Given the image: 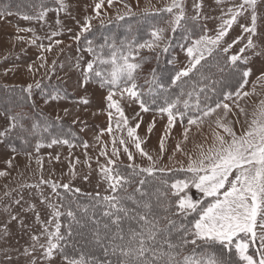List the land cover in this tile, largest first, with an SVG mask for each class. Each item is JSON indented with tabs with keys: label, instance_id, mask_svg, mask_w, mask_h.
I'll return each instance as SVG.
<instances>
[{
	"label": "rangeland",
	"instance_id": "obj_1",
	"mask_svg": "<svg viewBox=\"0 0 264 264\" xmlns=\"http://www.w3.org/2000/svg\"><path fill=\"white\" fill-rule=\"evenodd\" d=\"M53 1L52 6L50 0L46 2L43 10L34 3L36 10L26 12V7L21 6L27 4L29 0H0V11L7 9L13 13L0 18V84L10 88L8 90L0 88V131L9 123L4 114L7 110H11L7 103L10 99L15 102L27 98L24 90L29 85H32V95L35 97L36 105L56 124L63 125V129L55 137L37 141L43 146L36 150L25 148L20 152L18 148L16 149L14 144L19 145L17 133L0 138V172L4 173L0 176V264H31L33 260L36 264H64L60 255L55 256L50 262L46 260L42 255L44 249L40 247L47 244L44 228L50 232L55 231L54 212L61 213L58 218L60 224L65 220L63 214L70 199L61 193L66 189L60 185L67 184L68 189L86 198L82 200L84 205L82 207L85 209L92 198L111 194L102 172L104 167L118 169L122 173V169L129 168V164L137 169L154 164L156 169L164 168L168 170L164 173H172L170 176L159 175L158 179L163 177L171 182L176 178H184L190 174L181 173L183 171L177 169L182 166L187 167L189 156L193 159L197 158L200 146L206 151L214 140V132L224 135L223 129L216 127L215 120L218 117L225 124L231 122L234 131L240 134L247 127L246 120L252 119V113L260 101L264 100V87L257 83V77L264 72V0H257V35L251 37L257 47L246 49L241 55L242 58H248V63L240 64L241 68L252 69L248 84L244 86L243 91L252 92L255 84V93L243 99L237 100L233 96L232 99L224 100L226 93H234L237 90L239 79L228 69L223 74L218 71L219 67H224L221 66L220 61L225 63L223 61L226 59L228 64V58L240 54V49L247 44L250 34L244 33L240 26L251 23L250 13H245L238 18L237 23L233 24L212 55L202 61L201 71L205 75L215 69L212 65L218 64V68L215 69L216 75L212 74V79L203 83L215 89L210 91L214 98L211 101L212 106L217 101L230 106L232 111L227 118H224L223 108L218 109L211 117L205 118L199 128L191 126V131L188 132L185 140L184 129L188 127L187 121L181 123V119L177 118L174 127L165 136L166 113H160L155 108L143 112L138 103L121 101L128 119V127L140 125L136 129V135L140 138L141 149L147 153V156L141 155L140 150L135 147V142L127 136L126 127L122 125L120 129L116 128L115 112L111 121L112 132L107 131L110 125L109 110L105 100L107 89L101 88L94 82L81 86L82 70L87 62L93 59L86 51L87 40H92L94 47L102 44L105 38L109 41L115 39L117 42L135 38L139 43L150 38L149 31L153 26L165 28V40H170L169 52L163 54L165 58L159 57L157 60L159 49L155 52L147 49L141 51L154 56L155 61L152 64L158 66L163 84L168 88L170 78L188 63L186 48L191 46L192 40L204 35L214 37L222 19L228 18L224 13L234 3H240V0H225L222 4H217L216 0H183L185 19L182 21L183 26L175 33L171 31L168 23L172 18L171 14L163 11L171 0H113L111 6L108 0H104L99 10L100 16L91 20L90 31L84 33L78 41L74 38L81 31L86 18L96 17L94 9L100 0H62L63 4L71 6L66 7L67 9H61L59 0ZM197 5L200 7L197 8ZM37 10L46 13L43 19L22 18L24 15L39 17L40 13L35 14ZM119 16L124 18L118 19ZM18 29H30V31H18ZM54 32L59 34L53 36ZM57 41L61 43L57 44ZM234 41L238 42L233 43ZM230 44L232 47L228 52H224L223 49ZM49 48L50 51L47 50ZM169 60L172 61L171 64L168 63ZM192 79L197 82L199 77L193 74ZM212 80L218 83L213 84ZM37 84L39 87H36ZM55 94L60 96L59 100L45 103L46 97ZM83 98L88 99L87 105L79 103ZM41 103L50 113L40 107ZM241 108L244 109V113H241ZM11 113L14 114V110H11ZM149 125H153L151 133L148 132ZM21 134L25 136L26 133ZM72 135H78L81 141H70ZM53 138L68 140L69 143H57L48 147ZM162 138L163 151L160 148ZM113 139L116 141L115 147L119 150L118 158L112 154ZM120 139L125 140L124 145L119 143ZM84 144L88 146L85 148ZM177 145L180 146V151H177ZM124 147H127L132 154L131 161L124 152ZM101 152H106V155H101ZM148 156L152 159L149 160ZM109 159L115 161V164H109ZM42 179L49 183H41ZM52 183L58 185L55 190L50 186ZM152 185L155 184H149V189ZM189 194L193 199H202V207L213 200L212 197L204 198L194 188L189 190ZM13 216L16 219H12ZM189 220V223L192 222L193 216ZM82 225L79 229V237L75 233V237L73 233L70 236L74 247L78 245L87 249L97 248L101 251L99 254L102 260L104 257L102 249L97 247L93 240L94 226L86 219ZM33 236L39 237L38 243L33 241ZM34 244H36L35 248H33ZM25 249H28L31 255H25ZM249 251L254 252L252 247ZM67 253L75 257L79 256L70 249Z\"/></svg>",
	"mask_w": 264,
	"mask_h": 264
},
{
	"label": "snow or ice",
	"instance_id": "obj_2",
	"mask_svg": "<svg viewBox=\"0 0 264 264\" xmlns=\"http://www.w3.org/2000/svg\"><path fill=\"white\" fill-rule=\"evenodd\" d=\"M59 2L61 9L66 7L62 0ZM112 2L113 0H108L109 6ZM224 2L225 0H216L217 4ZM103 3L104 0L96 3L94 9L96 17L86 18L81 31L74 39L78 41L84 33L90 31L91 20L100 16L99 10ZM199 7L200 5H197V8ZM163 11L171 14L172 18L168 23L171 31L175 33L183 26L182 21L185 19L183 0H171ZM245 13H250L251 23L240 26L244 33L250 34L249 39L245 47L240 49V54L231 55L228 58V70L239 79V85L234 93L228 92L224 95V100L232 99L233 96L238 100L255 93V84L252 92L243 91L244 86L248 84L252 69L241 68L240 64L248 63V58H242L241 54L246 49L251 50L257 47L251 38L257 35V0H240V3H234L224 13L228 18L222 19L214 37L204 35L192 40L191 46L186 48L188 63L170 78L168 88L158 82L159 77L155 69L151 72V79L145 81L148 85L146 93L137 83L139 70L142 68L143 58L139 57L141 50L147 49L155 52L159 49L157 60L160 55L168 53L170 40H165V28L153 26L149 31L150 38L139 43L134 40L117 42L112 39L109 41L105 38L97 48L93 46L92 40H87L86 51L92 55L93 59L87 62L82 70L81 86L94 82L101 88L107 89L105 100L110 121L107 131L112 132L111 121L113 112H115L117 114L116 128L120 129L122 125L126 127L127 136L135 142L136 149L140 150L141 155L147 156V153L141 149L140 138L136 135V129L140 125L128 127V119L121 106V101L136 102L141 111L147 112L149 107L148 101L144 98L145 95L154 97L157 89L169 91L173 87H178L179 93L172 100L165 99L166 106L159 108L160 113L167 114L165 136L174 127L177 117H181V123H183V117L189 112H195L196 115H188V127L184 129L185 140H187L188 132L191 131V126L199 128L204 119L211 117L218 109L223 108L224 118H227L232 111L227 103L217 101L214 106L209 103L211 97L208 92L215 91V89L203 83L212 78L201 71L202 61L212 55L233 24L237 23L238 18L244 16ZM45 14L42 11L39 17L24 15L22 18L25 20L43 19ZM10 15H13L10 10L0 11V18ZM123 18V16L118 17V19ZM18 31H30V29H18ZM58 34L54 32L52 35ZM236 42L238 41L233 43ZM56 43L59 44L61 41ZM231 47L230 44L223 51L228 52ZM105 49H108L107 54H105ZM47 50L50 51L51 48ZM255 54L260 55V53ZM168 63L171 64L172 61L169 60ZM29 70L31 71V66ZM218 71L223 74L226 68L219 67ZM193 74L199 77V81L193 82L190 90H185L181 85L187 84ZM212 83L215 84L218 81L212 80ZM257 83L264 87V72L257 77ZM36 87H39V84ZM26 91L30 97L32 85H29ZM59 99L58 94L50 95L45 98V103ZM155 102L153 98L151 103ZM79 103L87 105L89 101L83 98ZM181 105L183 110L180 108ZM237 107H239L238 103ZM240 111L244 113V109L241 108ZM4 114L9 123L4 130L0 131V138L8 137L17 130L31 135L40 129L39 123H33L30 129L26 128L21 122L22 118L19 113L12 114L11 110H7ZM246 123L247 127L237 134L231 122L225 124L218 117L215 124L217 128L223 129L224 135L214 132V140L207 150L205 151L203 146H200L197 158L193 159L189 156L187 167L182 166L177 169V171L190 175L176 178L171 182L160 177V183L167 191L156 189L155 192L149 193L145 188V185L149 183L146 177L156 178L157 171L160 173L168 171L164 168L156 169L154 164L138 169L129 164L128 167L132 171L128 175L114 168L104 167L102 172L111 194L98 196L96 203L92 206L91 214H88V208L83 211L87 214L86 220L94 226L93 240L96 246L102 249L105 259L100 260L94 255L89 256L84 253H80L77 258L64 251L61 241L65 239V236L61 233V224L58 220L61 215L59 211L53 214V219L56 220L55 231L50 232L44 228V233L47 234V244L46 246L40 245L44 249L42 255L49 262L55 256L60 255L64 264H264V100L260 101L252 113V119L246 120ZM152 127L153 125H149V133ZM43 131H48L47 124ZM57 143L68 144L69 141L53 138L48 147ZM119 143L124 145L125 140L120 139ZM115 144L116 141L113 139L112 154L118 158L119 150ZM42 146L37 144V148ZM87 146L84 144L85 148ZM160 148L163 151V138ZM123 150L131 161L133 157L128 148L124 147ZM180 150V146L177 145V151ZM101 155H106V152H101ZM148 159L151 160L152 157L148 156ZM108 163L114 165L115 161L109 159ZM2 175L4 173L0 172V176ZM132 177L140 178L134 181ZM41 183L49 182L42 179ZM134 183L136 186L132 192H129V188ZM50 186L53 190L58 187L55 183ZM60 187L66 190L69 188L67 184L60 185ZM191 188L201 193L204 198L212 197V202L202 207L203 200L193 199L189 194ZM169 196L176 199L171 200ZM97 208L99 217L96 212ZM66 215L76 225L83 226L82 221L76 218L72 210H68ZM189 216H193L190 227L177 223L178 219L186 220ZM12 219L16 217L13 216ZM67 235H72L71 225H69ZM32 239L37 243L39 241L37 236H33ZM35 246L36 244L33 248ZM253 246H255V251L250 253L249 249ZM197 249H200L199 253ZM24 254L31 255L28 249H25ZM31 264H36L35 260L31 261Z\"/></svg>",
	"mask_w": 264,
	"mask_h": 264
},
{
	"label": "trees",
	"instance_id": "obj_3",
	"mask_svg": "<svg viewBox=\"0 0 264 264\" xmlns=\"http://www.w3.org/2000/svg\"><path fill=\"white\" fill-rule=\"evenodd\" d=\"M35 1H37V3ZM48 1H46V0H29V2L27 4H22L21 7H23V8L26 7V12L27 11L28 12H32L30 10H32V9H33V11L36 10V8H34V5H33L35 3V5L40 10H43L45 8L44 6L46 5V2L48 3ZM52 4H54V1L53 0H50V5L52 6ZM39 13H40V11L38 12V10L35 12V14H39ZM133 40L136 41L135 38H131L129 41H133ZM104 51H105V54H107L108 49H105ZM221 54H224V53L221 52ZM224 55H226V54H224ZM139 57L140 58H143V59H142V68L139 70V78H138L137 83H138L139 86H142L143 87V89H144V91L146 93L147 92L148 85L145 83V81L151 79V72H152L153 69H155L156 72H157V74H158V77H159L158 82L159 83H162L163 84V78H162L161 74L158 72V69H159L158 66L157 65L153 66V64H152V62L155 61L154 56L152 54H150V53H144V52L140 51ZM160 57L161 58H165L166 56L164 57V55H160ZM226 61H227L226 59H225V61H223L225 63H222L220 61V64H221V66H224L226 68V72H227L228 64L226 63ZM212 67H214L215 69H217L218 68V64L212 65ZM215 69L213 71H211V72H208L207 73L208 74L207 76L212 77L213 75H216ZM186 79H188V78H186ZM194 79L189 80V82L191 81L190 83L181 85V87H183L185 90H190L192 88V84L194 82L193 81ZM198 80L199 79H197V81ZM203 82H206V81H203ZM0 88L2 90L3 89H7V90L10 89V88L6 87L3 84H0ZM24 92L26 93L27 98L24 97V99H19L18 101L16 100L15 102L14 101L12 102L11 99H10V102L7 103L10 106L9 109H11L12 111L14 110V114H16V113H19L20 114V117L22 118L21 119V122L24 125L26 124L25 125L26 128L28 127L30 129L31 128V125L33 123H39L40 129L35 134H31L30 135V134L26 133L25 136L24 135L22 136V134L19 132V130H17L15 132V134L16 133L18 134L17 140L19 141V145H16V143H15L14 144V147L16 149L18 148V150L20 152H22L23 149H25V148H27L29 150H31V149L32 150L38 149L37 148V144H40V143L37 142V141L46 140L47 138H50V137H55L57 135V133L60 132V130L63 129V125L62 124H59V123L56 124L54 121H52L50 119V116L47 113H45L42 109H40L36 105L35 97L32 94L29 97L28 92L26 91V89L24 90ZM178 93H179V88L178 87H173L169 91H163V90L157 89L156 90V95L154 97H149V96L145 95L144 98H145L146 101H148V107H149V109H154L155 108V109H158L159 110V108L161 106H166L165 105V99L172 100V99L175 98V96ZM6 94L7 93L5 92L4 95H6ZM208 95L211 97V99L209 101V103L211 104V101L214 98H213V95L210 93V91L208 92ZM153 98L156 101L155 103H151V100ZM22 100H23V102H22ZM18 107H20V108H18ZM180 108H181V110H183L182 105L180 106ZM188 115H196V113L195 112H189ZM188 115H186V116L183 117V121H187ZM177 118L181 119V117H179V116ZM45 124L48 125V131H46V132L43 131V128H44ZM57 126H59L60 129H58L59 127L57 128ZM70 133H71V131H70ZM26 137H28L29 139H27ZM36 139H39V140H36ZM69 140L70 141L72 140V142L73 141H75V142L76 141L77 142L78 141H81V139H80V137L78 135H76V136L72 135V137L70 136V139ZM116 170H118V169H116ZM122 170H123L122 173L124 175H128L132 171L131 168H123ZM125 170H129V171L128 172H125ZM181 173H185V172H181ZM171 174L172 173H169V172H167V173H160V172L157 171L155 173V177L156 178L146 177L147 180L149 181V183L147 185H145V188L148 186V190L147 191L149 193L155 192L156 189H160L162 191H167V189L165 188V186L160 183V179H158V176L159 175H161V176H170ZM142 175L146 176V174H142ZM139 178L140 177H132V179L134 181L135 180H138ZM156 180H158V181H156ZM151 183H153L155 185H152L150 187V189H149V184L151 185ZM135 186L136 185L134 183L132 185V187L129 188V192H132V190H133V188ZM61 193L64 194L65 196H68V198L70 199V201L67 202V206L65 207V205H64V207L67 208V210L64 211V214H63V217H64V219L66 221L65 220L64 221L63 220L61 221V233L65 236V239L63 241H61V244H62V246L64 248V251L65 252H67V251L69 252V249H70V250L73 251V253L76 252L77 255H79L80 253H84V254L89 255V256L94 255V256L98 257L101 260V254H99V253H101V251L97 250V248H96V250L94 248L87 249V247H84L83 248L82 246H78V245L74 247V244H73L72 240L70 239V236L67 235L68 230H69V225H71V231L73 233V236H74V233H75V235L77 237H79V235H80L79 229H81V226L80 225H76L73 221H71L70 218L66 215V212L68 210H72L75 213L76 218L79 219V220H81L82 223H83L84 219H86V215L87 214H85L84 211H83L84 208L82 206H84V205H83L82 200L84 201V199H86V198H84L79 193H76V192L71 191L70 189L65 190V191H63ZM99 197H103V196H99ZM96 198H92L90 200V202L87 204L88 206L86 208H88V210H89L88 214H91L92 213V211H93V207L92 206L96 203ZM169 199L175 200L176 198L175 197H172V196H169ZM62 203H63V201H62ZM71 206H72V208H70ZM96 212H97V215L99 216V209L98 208L96 209ZM191 217L192 216H189L186 220H179L178 219L177 220V223L178 224L179 223H183L186 226H189L190 227L191 225L189 223V221H190L189 219ZM189 247H192V246H189ZM74 248H75V250H74ZM252 248H253V251H255V246H253ZM199 252H200V249H197V253H199ZM104 259H105V257H103L102 260H104ZM112 259H114V258H112Z\"/></svg>",
	"mask_w": 264,
	"mask_h": 264
},
{
	"label": "crops",
	"instance_id": "obj_4",
	"mask_svg": "<svg viewBox=\"0 0 264 264\" xmlns=\"http://www.w3.org/2000/svg\"><path fill=\"white\" fill-rule=\"evenodd\" d=\"M64 5H66V4H64ZM66 7H67V8H68V7L70 8L71 6H70V5H69V6L66 5ZM66 7H65V8H66ZM67 8H66V9H67ZM40 107L43 108L44 110H46L47 112L50 113V111L45 107V105H44L43 103L40 104ZM109 193H110V192H109Z\"/></svg>",
	"mask_w": 264,
	"mask_h": 264
},
{
	"label": "bare ground",
	"instance_id": "obj_5",
	"mask_svg": "<svg viewBox=\"0 0 264 264\" xmlns=\"http://www.w3.org/2000/svg\"><path fill=\"white\" fill-rule=\"evenodd\" d=\"M234 115V114H233ZM234 120V119H233ZM235 122V121H234Z\"/></svg>",
	"mask_w": 264,
	"mask_h": 264
}]
</instances>
